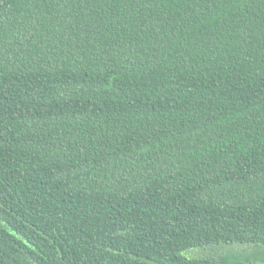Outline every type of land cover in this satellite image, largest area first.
Returning <instances> with one entry per match:
<instances>
[{
  "label": "trees",
  "instance_id": "obj_1",
  "mask_svg": "<svg viewBox=\"0 0 264 264\" xmlns=\"http://www.w3.org/2000/svg\"><path fill=\"white\" fill-rule=\"evenodd\" d=\"M264 246V0H0V264H218Z\"/></svg>",
  "mask_w": 264,
  "mask_h": 264
},
{
  "label": "rangeland",
  "instance_id": "obj_2",
  "mask_svg": "<svg viewBox=\"0 0 264 264\" xmlns=\"http://www.w3.org/2000/svg\"><path fill=\"white\" fill-rule=\"evenodd\" d=\"M206 250H193L189 256L209 255L218 264H264V246L259 245H223L213 246ZM204 253V254H201Z\"/></svg>",
  "mask_w": 264,
  "mask_h": 264
}]
</instances>
